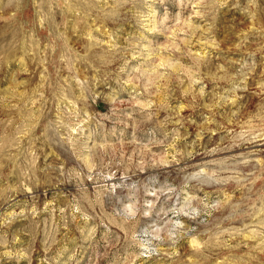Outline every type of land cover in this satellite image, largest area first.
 <instances>
[{
  "label": "rangeland",
  "instance_id": "rangeland-1",
  "mask_svg": "<svg viewBox=\"0 0 264 264\" xmlns=\"http://www.w3.org/2000/svg\"><path fill=\"white\" fill-rule=\"evenodd\" d=\"M0 264H264V0H0Z\"/></svg>",
  "mask_w": 264,
  "mask_h": 264
}]
</instances>
